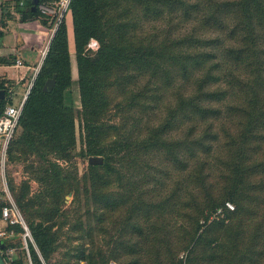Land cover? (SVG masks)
<instances>
[{"label": "trees", "instance_id": "16d2710c", "mask_svg": "<svg viewBox=\"0 0 264 264\" xmlns=\"http://www.w3.org/2000/svg\"><path fill=\"white\" fill-rule=\"evenodd\" d=\"M16 1L18 4L20 0ZM55 1L39 0L37 10L31 11V0H26L22 5L23 13L36 16L40 4ZM160 4H164L169 13L160 12L159 17L178 12L177 16L184 17H179L177 25L190 20V27L173 35L171 29L164 30L160 38L156 30L148 37L138 34L142 17L150 15L154 8L157 10ZM68 8L81 104V156L101 159L88 163L84 175L92 191L98 190L96 186L104 176L98 168L104 165L105 175L117 172L113 160L120 166L128 148L160 149L172 155L181 171L187 172L185 170L191 167L194 179L206 193L204 179L208 173L204 171L210 166L219 168L213 163L215 158L221 165L228 166L220 170L223 177L231 181L224 188L222 201L213 202L210 210L213 213L228 210L226 202L230 201L238 208V200L246 191V179L264 174V159L256 157L264 150V0H70ZM127 15L130 16L124 20ZM91 39L99 43L94 55L86 52ZM3 62L0 58V63ZM119 69L128 70L121 76L123 87L136 79L147 78L139 93H131L128 103L140 104L143 108L150 105L152 113L146 121L145 134L137 135L140 139L133 141L131 135L120 136L103 143L101 133L109 123L101 117L105 97L100 93V85L107 75ZM53 75V89L43 91L45 81ZM71 82L63 16L24 101L17 143L39 144L63 153L75 145L73 109L65 103V91ZM152 83L154 87H149ZM0 89L5 90V98L0 100L1 116L9 100L8 88L3 82ZM168 89L173 91V105H164L163 118L154 125L151 119L159 109L158 99L164 98ZM12 142L13 139L7 154ZM218 151L220 153H216ZM51 167L41 181L50 186L46 195L50 194L57 202L65 184L59 180L57 166ZM6 204L0 201V208ZM208 216L209 213L203 217V222L195 219L190 233L184 230L180 252L194 251L199 231ZM3 229L7 232L12 229L16 234L0 238V254L4 260L5 249L19 247L18 233L23 229L18 224ZM32 230L40 256L46 261L55 249L51 225L37 224ZM137 232L144 233L142 229ZM23 253L17 251L6 264H24ZM29 253L32 264H43L32 245H29ZM169 256H174L173 249ZM185 262L180 258L176 264Z\"/></svg>", "mask_w": 264, "mask_h": 264}, {"label": "rangeland", "instance_id": "374dc122", "mask_svg": "<svg viewBox=\"0 0 264 264\" xmlns=\"http://www.w3.org/2000/svg\"><path fill=\"white\" fill-rule=\"evenodd\" d=\"M47 6L50 12L43 13L44 18H49L55 27L64 16L71 37L70 11L64 12L54 3ZM160 12L169 13L167 7L160 4L157 10L154 8L150 15L142 17L137 33L148 37L156 30L160 38L164 30L171 29L173 35L190 27V20L177 25L179 17H184L177 16L178 12L159 17ZM68 46L72 82L65 91V103L73 109L75 145L63 153L39 144L17 143L21 131L18 128L8 154L1 160L0 201L18 212L32 240L33 227L51 225L55 249L48 260L43 261L34 240V245L27 240L28 249L32 245L43 264H176L180 258L186 260L185 264H264V174L246 179V191L238 200V208L228 200L232 208L227 206L228 210L213 213L210 205L222 201L224 188L231 181L224 178L220 170L228 166L221 165L215 158L213 163L219 168L210 166L204 171L208 173L204 179L206 193L194 179L192 168L181 171L168 152L131 147L120 166L113 160L117 172L105 175L104 165L98 168L104 176L96 186L98 190L92 191L93 187L84 177L88 158L81 156V104L73 38L68 40ZM98 46L99 43L91 39L86 52L94 55ZM127 71L113 70L100 85V93L105 97L101 117L109 123L101 133L103 143L130 135L134 141L140 139L139 132L147 131L146 121L152 107L128 103L131 93H139L147 78L136 79L123 87L121 76ZM149 87H154V83ZM173 99L171 89L164 98L159 97V109L152 116V124L156 125L163 118L164 105L171 103L172 106ZM258 155L259 159H264V150L256 157ZM52 165L57 166L59 180L65 184L57 202L50 194L46 195L50 186L41 181ZM207 213L209 219L199 231L194 251L180 252L184 230L190 233L193 221L203 222ZM140 229L144 236L149 233L148 236L139 234ZM18 240L21 247L22 239ZM169 249L174 250L173 257L169 256ZM24 257L26 262V255ZM1 264L4 263L1 261Z\"/></svg>", "mask_w": 264, "mask_h": 264}, {"label": "crops", "instance_id": "0c3cea01", "mask_svg": "<svg viewBox=\"0 0 264 264\" xmlns=\"http://www.w3.org/2000/svg\"><path fill=\"white\" fill-rule=\"evenodd\" d=\"M25 1L17 4L16 0H0V58L5 61L0 63V82L8 88V105L18 104L28 94L44 59V49L56 30L41 9L36 16L25 15L22 6ZM70 35L67 32L68 38H73V32ZM3 228L0 220V230ZM1 261L4 263L0 254V264Z\"/></svg>", "mask_w": 264, "mask_h": 264}, {"label": "built area", "instance_id": "2783aa9c", "mask_svg": "<svg viewBox=\"0 0 264 264\" xmlns=\"http://www.w3.org/2000/svg\"><path fill=\"white\" fill-rule=\"evenodd\" d=\"M69 2L70 0H57L54 2V4L58 7L64 10L66 12L67 10L69 11ZM39 8L42 10L43 13H49L50 11L48 10V6L45 4H40ZM58 25V24H57ZM57 25L55 27H57ZM48 47L46 46L43 52V58L47 52ZM17 64H21L19 61ZM37 74V73H36ZM35 74V76H36ZM25 95L23 99L16 105H7L5 106L2 115L0 116V154H1V160H3V157L7 153V148L13 139L15 133L17 132L18 129V123H19V118L22 113V108L24 105V101L26 99ZM226 206L231 207V204L229 202H226ZM0 220L4 223V227L7 225L12 226V225H20L23 229V232L18 233V236L22 239V246L21 247H9L5 249L4 252V263L11 262L14 258V255L17 253L19 250H24L25 255L27 258L26 264H32L31 259H30V254H29V249L27 245V240L29 239L31 243H33V240L31 239V235L29 232V229L27 225L24 223L18 212L13 210V208L9 205H3L0 208ZM16 235L15 232L11 229L8 232L5 229L0 230V238L3 237H12ZM34 245V243H33Z\"/></svg>", "mask_w": 264, "mask_h": 264}, {"label": "water", "instance_id": "95a60500", "mask_svg": "<svg viewBox=\"0 0 264 264\" xmlns=\"http://www.w3.org/2000/svg\"><path fill=\"white\" fill-rule=\"evenodd\" d=\"M39 3V0H31V7L30 10L31 11H36L37 10V5ZM55 84V76L53 75V77H51L50 79H47L43 85V91L45 92H50ZM5 98V90L4 89H0V100H3ZM101 159L100 157L96 156V157H89L88 159V163H93V162H100Z\"/></svg>", "mask_w": 264, "mask_h": 264}]
</instances>
